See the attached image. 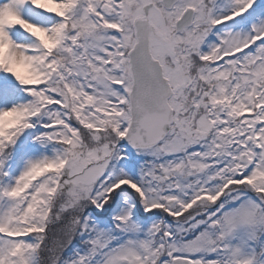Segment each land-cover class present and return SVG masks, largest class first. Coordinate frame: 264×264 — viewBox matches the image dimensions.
I'll return each instance as SVG.
<instances>
[{
  "label": "snow or ice",
  "instance_id": "snow-or-ice-1",
  "mask_svg": "<svg viewBox=\"0 0 264 264\" xmlns=\"http://www.w3.org/2000/svg\"><path fill=\"white\" fill-rule=\"evenodd\" d=\"M0 264H264V0H0Z\"/></svg>",
  "mask_w": 264,
  "mask_h": 264
}]
</instances>
